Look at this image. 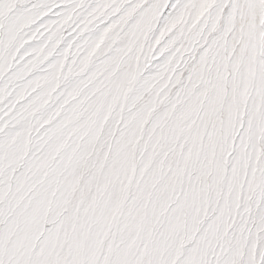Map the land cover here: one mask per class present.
Instances as JSON below:
<instances>
[{
    "label": "snow or ice",
    "instance_id": "1",
    "mask_svg": "<svg viewBox=\"0 0 264 264\" xmlns=\"http://www.w3.org/2000/svg\"><path fill=\"white\" fill-rule=\"evenodd\" d=\"M0 264H264V0H0Z\"/></svg>",
    "mask_w": 264,
    "mask_h": 264
}]
</instances>
